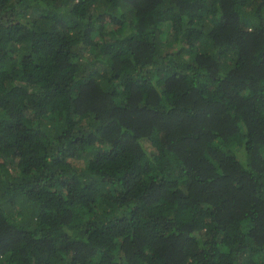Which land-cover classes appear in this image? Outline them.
Masks as SVG:
<instances>
[{
	"label": "trees",
	"instance_id": "trees-1",
	"mask_svg": "<svg viewBox=\"0 0 264 264\" xmlns=\"http://www.w3.org/2000/svg\"><path fill=\"white\" fill-rule=\"evenodd\" d=\"M0 264H264V0H0Z\"/></svg>",
	"mask_w": 264,
	"mask_h": 264
}]
</instances>
